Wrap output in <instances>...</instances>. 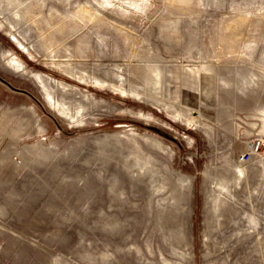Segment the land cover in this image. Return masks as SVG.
Listing matches in <instances>:
<instances>
[{
  "label": "rangeland",
  "instance_id": "1",
  "mask_svg": "<svg viewBox=\"0 0 264 264\" xmlns=\"http://www.w3.org/2000/svg\"><path fill=\"white\" fill-rule=\"evenodd\" d=\"M0 264H264V0H0Z\"/></svg>",
  "mask_w": 264,
  "mask_h": 264
},
{
  "label": "water",
  "instance_id": "2",
  "mask_svg": "<svg viewBox=\"0 0 264 264\" xmlns=\"http://www.w3.org/2000/svg\"><path fill=\"white\" fill-rule=\"evenodd\" d=\"M2 80L5 81L4 79H2ZM136 125L141 126L143 128H146L150 131H153V132H155V133H157V134H159V135H161V136H163L169 140L177 142V138L174 135L170 134L169 132H167V131H165V130H163V129L155 126V125L142 123V122H139ZM178 144H180V143H178Z\"/></svg>",
  "mask_w": 264,
  "mask_h": 264
},
{
  "label": "built area",
  "instance_id": "3",
  "mask_svg": "<svg viewBox=\"0 0 264 264\" xmlns=\"http://www.w3.org/2000/svg\"><path fill=\"white\" fill-rule=\"evenodd\" d=\"M261 142L258 141H254L252 143L251 149L250 150H246L244 152L241 153L240 155V160L241 161H245L247 159H249L250 155L252 154L253 151L258 150L260 148Z\"/></svg>",
  "mask_w": 264,
  "mask_h": 264
}]
</instances>
